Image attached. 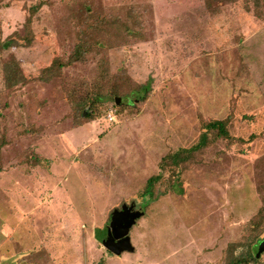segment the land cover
<instances>
[{
  "label": "rangeland",
  "instance_id": "rangeland-1",
  "mask_svg": "<svg viewBox=\"0 0 264 264\" xmlns=\"http://www.w3.org/2000/svg\"><path fill=\"white\" fill-rule=\"evenodd\" d=\"M214 119L231 137L192 150ZM263 239L264 0H0V264H228Z\"/></svg>",
  "mask_w": 264,
  "mask_h": 264
},
{
  "label": "trees",
  "instance_id": "trees-1",
  "mask_svg": "<svg viewBox=\"0 0 264 264\" xmlns=\"http://www.w3.org/2000/svg\"><path fill=\"white\" fill-rule=\"evenodd\" d=\"M34 8L31 9L32 14L36 10ZM30 22H31V17L28 18L27 24L29 25ZM9 43L11 44V41H8L7 44H9ZM83 52H84V47L83 46L81 47V45H78V48L76 49L75 53L73 54L74 55L73 59H78V58L82 57L84 55ZM97 98H99V95H97ZM90 112H92V110L84 111L83 114L86 115V117L91 118L93 116V113H90ZM205 128H206V131H204L200 135L199 141L195 145H193L191 147L192 150L193 149H200L201 147L206 145L207 140H208V133H207L208 130L216 131V134L218 136H222V137H225V138H230L231 137L230 132H229V130L227 128V121L224 120V119L210 120L208 123H206ZM174 156L179 158V155H178L177 152L174 154ZM160 178H161V173L154 174V175H152V176H150L148 178L147 183H146V187H145V189L143 191V195L144 196L150 195L151 198L154 197V195H153L154 187L157 184V182L160 180ZM259 242L260 241H258V243ZM256 247L257 246H255L253 248L252 252H250V253H248L246 255L233 258L232 260H230L228 262V264H262L261 261L259 260V257H257V255L255 253Z\"/></svg>",
  "mask_w": 264,
  "mask_h": 264
},
{
  "label": "water",
  "instance_id": "water-1",
  "mask_svg": "<svg viewBox=\"0 0 264 264\" xmlns=\"http://www.w3.org/2000/svg\"><path fill=\"white\" fill-rule=\"evenodd\" d=\"M122 99H120V97H116V101L117 102H121ZM124 209H131L129 206L124 205L123 207ZM143 215V212L141 211H134L133 214V222H131V226L135 223L136 219L141 217ZM131 218L125 219V222L130 221ZM107 232L105 234L104 237L99 238L100 241L103 243V245L109 250L111 251L113 254L116 255H120L121 253H123L124 251H134L135 247L133 246V243L131 241V237L126 234L124 236L121 237H115L114 233H113V228L112 226H108L107 228ZM264 252V239L261 240V242L257 245L256 249H255V253L257 255V257H260V255Z\"/></svg>",
  "mask_w": 264,
  "mask_h": 264
},
{
  "label": "built area",
  "instance_id": "built-area-1",
  "mask_svg": "<svg viewBox=\"0 0 264 264\" xmlns=\"http://www.w3.org/2000/svg\"><path fill=\"white\" fill-rule=\"evenodd\" d=\"M109 117L112 119L114 116L112 113H109Z\"/></svg>",
  "mask_w": 264,
  "mask_h": 264
}]
</instances>
